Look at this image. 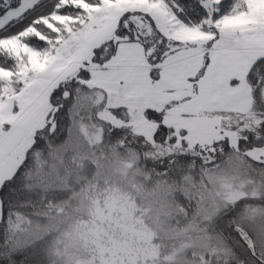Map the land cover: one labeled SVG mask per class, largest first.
Returning a JSON list of instances; mask_svg holds the SVG:
<instances>
[{
  "label": "snow or ice",
  "instance_id": "1",
  "mask_svg": "<svg viewBox=\"0 0 264 264\" xmlns=\"http://www.w3.org/2000/svg\"><path fill=\"white\" fill-rule=\"evenodd\" d=\"M248 95L264 104V0H0V149L95 108L214 153Z\"/></svg>",
  "mask_w": 264,
  "mask_h": 264
},
{
  "label": "trees",
  "instance_id": "2",
  "mask_svg": "<svg viewBox=\"0 0 264 264\" xmlns=\"http://www.w3.org/2000/svg\"><path fill=\"white\" fill-rule=\"evenodd\" d=\"M98 111L67 110L55 131L41 134L39 144L33 140L19 166L1 182L0 264H59L72 203L93 178L94 168L109 156L130 160L142 184H163L173 201L170 217H180V224L194 219L199 199L215 178L227 181L240 195L209 222L231 250L225 264H264V160L246 153L264 146V104L259 98L252 99L249 112L224 114L232 121H224L225 129L237 133L239 147L226 139L214 153L210 145L148 139L129 125L102 119ZM88 124L94 131L91 154L84 156L76 151L73 137L76 128Z\"/></svg>",
  "mask_w": 264,
  "mask_h": 264
},
{
  "label": "rangeland",
  "instance_id": "3",
  "mask_svg": "<svg viewBox=\"0 0 264 264\" xmlns=\"http://www.w3.org/2000/svg\"><path fill=\"white\" fill-rule=\"evenodd\" d=\"M240 107L242 111L234 112H249L252 97L246 96ZM101 111L99 109L98 115ZM100 117L115 125H129L132 131L152 138L150 132L145 134L119 113L115 119ZM222 119L231 121L226 116ZM226 130L230 133L227 138L229 144L236 147L239 136L235 131ZM93 131L90 124L79 126L74 131L76 151L84 156L91 154L89 145ZM208 134L207 130L202 133L204 136ZM33 140L34 129H29L4 161L0 169L1 180L15 171ZM246 153L264 160V146L248 149ZM132 165L123 157L109 156L91 172L93 178L72 203L73 211L59 264L229 263L231 250L210 229L209 222L222 205L240 195L239 190L227 181L215 178L209 191L199 199L194 219L180 224L177 221L180 217H170L173 201L165 195V186L142 184ZM181 218L184 219V215Z\"/></svg>",
  "mask_w": 264,
  "mask_h": 264
},
{
  "label": "crops",
  "instance_id": "4",
  "mask_svg": "<svg viewBox=\"0 0 264 264\" xmlns=\"http://www.w3.org/2000/svg\"><path fill=\"white\" fill-rule=\"evenodd\" d=\"M18 141L11 147V149H9L7 145H5V147L3 149H0V169L4 165V161H6L8 159V157L11 155V153L14 151ZM3 176H5V175H3ZM5 178L6 177H3V179H5ZM3 179L2 180L0 179V184L3 181Z\"/></svg>",
  "mask_w": 264,
  "mask_h": 264
}]
</instances>
